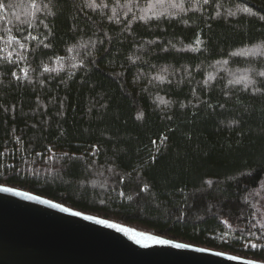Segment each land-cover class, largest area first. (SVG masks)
I'll use <instances>...</instances> for the list:
<instances>
[{"label":"trees","instance_id":"trees-1","mask_svg":"<svg viewBox=\"0 0 264 264\" xmlns=\"http://www.w3.org/2000/svg\"><path fill=\"white\" fill-rule=\"evenodd\" d=\"M91 2L0 0V187L264 264V0Z\"/></svg>","mask_w":264,"mask_h":264},{"label":"water","instance_id":"water-1","mask_svg":"<svg viewBox=\"0 0 264 264\" xmlns=\"http://www.w3.org/2000/svg\"><path fill=\"white\" fill-rule=\"evenodd\" d=\"M19 192V191H15ZM33 196V195H32ZM44 200V199H41ZM121 228H125L122 227ZM135 232V231H133ZM0 191V264H242L177 249ZM141 240L137 243L136 240ZM261 264V263H258Z\"/></svg>","mask_w":264,"mask_h":264},{"label":"snow or ice","instance_id":"snow-or-ice-1","mask_svg":"<svg viewBox=\"0 0 264 264\" xmlns=\"http://www.w3.org/2000/svg\"><path fill=\"white\" fill-rule=\"evenodd\" d=\"M204 3L207 4L208 3V0H204ZM10 6V5H9ZM88 7L90 8H97V7H103V6H106V5H97L95 4V0H92L91 3H89L87 5ZM175 7H179L181 8V10H183V5L182 3L179 4V5H174ZM5 8V5L3 3H0V9H4ZM245 12L248 11V9H244ZM234 13H230V15H233ZM217 15H219V13H217ZM196 43L200 44L201 45V49L203 48V42L200 41L199 39L196 41ZM71 51V49H69ZM225 63H227V61H225ZM78 66H81L82 65H78ZM49 69L45 68V71H48ZM166 71V69H165ZM26 72H25V77H26ZM259 76H262L264 77V72H259L258 73ZM13 77H16V74L13 73ZM18 79V77H16ZM157 79H160L161 81L164 80V77H157ZM242 81L240 79H237L235 81V83L239 84L241 83ZM254 81L251 80V79H248L246 80L245 82V87H247L249 84H253ZM163 102V101H162ZM0 191H3V192H10V193H14L15 195H20V196H24L26 199H31V200H37L38 202L42 203V204H46V205H50L51 207H54V208H58L60 209V211L62 212H65V213H68V212H71V215L73 216H81V212L79 211H71L70 208L68 207H62L61 204L59 203H52V201L50 200H41V198L39 196H32L30 195L29 193L27 192H15L14 189L12 188H8V187H0ZM84 219L85 220H89V221H92V220H95L96 223H99V224H102V225H107L108 227H111V228H115V229H118L122 232H133L132 229H129V228H121L120 225L118 224H114V223H109L107 220H104V219H97L96 217L94 216H90V215H86L84 216ZM133 235L134 237L136 236H139L141 237L142 239H145V240H153L155 241L157 244H161V245H172L174 246L175 248L177 249H186V248H189L190 245L189 244H186V243H173L172 240H169V239H160L156 236H151V235H145L144 233H140V232H133ZM137 243H140L141 240L137 239L136 240ZM252 247L255 249V245H252ZM196 252H205V251H208V249H205V248H196L195 249ZM213 255H216V256H221L223 255V253L221 252H214L212 253ZM228 259L230 260H236V259H239L237 257H234V256H229ZM242 264H258L257 261H254V260H247V261H243Z\"/></svg>","mask_w":264,"mask_h":264}]
</instances>
